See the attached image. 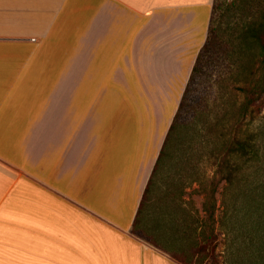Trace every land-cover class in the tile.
Returning <instances> with one entry per match:
<instances>
[{
	"label": "crops",
	"instance_id": "crops-1",
	"mask_svg": "<svg viewBox=\"0 0 264 264\" xmlns=\"http://www.w3.org/2000/svg\"><path fill=\"white\" fill-rule=\"evenodd\" d=\"M214 2L0 0V264H172L122 234L152 158L113 102L183 74Z\"/></svg>",
	"mask_w": 264,
	"mask_h": 264
},
{
	"label": "rangeland",
	"instance_id": "rangeland-1",
	"mask_svg": "<svg viewBox=\"0 0 264 264\" xmlns=\"http://www.w3.org/2000/svg\"><path fill=\"white\" fill-rule=\"evenodd\" d=\"M218 1L224 5L223 11L225 14L223 19L222 21H220L221 19L214 20L211 16L209 23L208 12L206 10L201 12L196 21L199 26L195 35L198 38L197 45L191 48L188 55L180 54V57L185 59L183 74L167 85L150 87L151 94L146 93L147 95L144 98L141 95L139 96L136 92L138 88L134 85L129 88L120 86L119 100L113 102V110L119 111L116 125L119 129L120 141L136 144L142 142L144 144L149 137L150 148L148 153L152 158L150 174H152L157 155L163 146L188 84L190 86L186 94L187 102L182 111V118L189 120L197 109L214 107V99L220 98L219 102L221 103L217 108L219 107L222 115H227L231 127L234 124L232 117L236 113L239 103L244 100L245 94L242 96L240 93L235 96L233 92L230 93L224 89V85L229 83L232 87L239 83L247 86L251 82L254 84V81L259 80V78L263 79L264 83V54H261V49H253L256 56L252 60V56L243 57L241 67L244 65V72H240V79L243 81L238 82L236 80L238 78L230 76L229 63L231 60L226 53L227 42L218 45V47L216 42L204 53L199 63V71L195 73L194 79L190 81L192 71L188 72V63L193 60L194 65L196 64L197 57L207 40L206 37L203 46L196 55L198 46L202 44L205 38V28L208 23L209 27L216 25L213 29H217L220 35L224 36L225 41L228 40V33L233 29L231 27L234 25L240 27L243 23L238 10L239 0ZM229 29L231 30L226 32ZM221 42L220 40L219 43ZM251 64L254 67L252 69L253 73L248 68ZM109 104L103 103L105 110L109 109ZM240 125H237L233 130L231 128L230 135L234 136L241 129H248V127L250 131L256 133L262 157L260 162L264 165V88L261 92L259 91L253 95L248 117L244 118L242 126ZM185 145L187 146V144ZM201 166V172L205 173L206 171V185L211 189L213 187L211 177L214 175L210 160L206 158L202 161ZM222 176L220 174L215 179L219 181L215 192V220L209 218V214L205 211L206 198L203 193L196 190L200 187V184L196 182L187 187L184 193H181V199L180 197L178 200L175 199L176 203L179 204L173 205L170 200L169 205H167L164 199L148 209L146 224L151 230L150 234L153 233L156 238H160L162 249L152 243V235L142 230L132 228L129 232H122V234L138 244L143 253L152 250L164 256L172 264H190V262L192 264H214L213 259H216L215 264H252L249 262V257L252 256L250 252H255L259 256L262 255L259 251L264 253V190L259 189L251 193L248 192L249 195H247L242 189L243 183L232 184L227 182L226 179L220 180V177L223 179ZM244 176V170H241L238 179L242 181ZM164 178L163 181L159 182L163 193L169 187L167 180L172 179L168 174H165ZM183 178L189 180V177ZM175 192L176 188L174 189ZM158 205L164 207V213L161 216L154 214L158 210ZM202 230H205L210 236L214 235L215 240L211 239L212 241L207 244V241L202 239ZM215 243H217L216 246H214ZM202 244H206L207 248L200 250ZM164 248L168 251H165ZM22 252L30 254L28 251ZM173 252L178 253L186 263L180 258L172 256ZM21 259L23 258L21 257Z\"/></svg>",
	"mask_w": 264,
	"mask_h": 264
},
{
	"label": "trees",
	"instance_id": "trees-1",
	"mask_svg": "<svg viewBox=\"0 0 264 264\" xmlns=\"http://www.w3.org/2000/svg\"><path fill=\"white\" fill-rule=\"evenodd\" d=\"M223 6L224 5L219 3L218 0L215 1L212 19H221L220 21H222L225 14ZM238 10L243 23L240 27L237 25L231 27L233 28L232 31H230L231 29L226 31H230L228 33V40L225 41L224 36L220 35L217 29L214 30L216 25L209 27L206 43L197 57L190 81L194 79L195 73L199 71V63L204 53L207 52L212 45H215L216 42L218 43L217 47L220 44L228 43L226 53L231 60L229 63L230 76L238 78L236 79L238 82L243 81L240 79V72H244V65L241 67V60L243 57L252 56L251 60L252 58L254 59L256 53H254L253 49L255 48H260L261 54H264V0H239ZM220 40L222 41L221 43H219ZM248 68L251 73H253L252 69L254 67L252 64ZM189 86L190 84H188L179 109L170 125L163 146L158 154L135 219L134 230H142L150 234L151 230L148 224H146L148 209L157 205L164 199L167 205H169L168 202H170V200L171 203L173 202V205L179 204L178 202L176 203L175 199L177 198L178 200V198L182 196L181 193H184L187 187L192 186L196 182L200 184V187L196 190L203 193L206 198L204 209L209 214V218L215 220V192L217 190V182H219L215 179L220 174L223 175V179L220 177V180L226 179L227 182L232 184L243 183L242 189L247 195L255 190H264V165L260 162L262 157L260 148L258 147V139L256 138L257 134L250 131L248 127V129H241L234 136L232 134L230 135L231 128L233 130L239 124L242 126L243 119L248 117L253 95L257 94L259 91L261 92L264 88L263 79L261 80V78H259V80L254 81V84L251 82L247 86L239 83L232 87H230L231 85H229V83L224 85V89L230 93L233 92L235 96L240 93L242 96L245 94L244 100L239 103L237 111L232 117L234 124H232L231 127L229 126L230 122H228L229 118L227 115H222L219 111V107L217 108L221 103L219 102L220 98L214 99V107L197 109L191 119H183L182 111L186 106V94L189 90ZM232 104L234 105V103ZM247 125H249V123H247ZM185 144H187V146ZM206 158L210 160L213 168L214 176L211 177V184H213V187H211V189L206 185V171L205 173L201 172V163ZM241 170H244L245 173L242 181L238 179V174ZM165 174L170 175L172 179H169V181L167 180L169 187L167 191L163 193L159 182L165 179ZM183 177H189V180ZM175 188L176 192L174 193ZM157 208L158 210L154 214L161 216L164 213V207L158 205ZM150 235H152V243L161 248L160 245L162 242H160V238H156V235L153 233ZM201 235L202 239L207 241V244L210 243L209 241L215 240V236H210L205 230L201 231ZM216 244L217 243H215L214 246H216ZM206 246V244H202L199 249L204 250L207 248ZM165 251L168 250L165 249ZM250 253L252 254V256L249 257L250 263L264 264V253H262V251H259V253L262 254L261 256L256 255L255 252ZM172 256L180 259L182 258L176 252H173ZM261 258L263 259L262 261L260 260ZM181 260L184 261L183 259ZM215 261L216 259H213L214 264ZM190 264H192V262H190Z\"/></svg>",
	"mask_w": 264,
	"mask_h": 264
},
{
	"label": "water",
	"instance_id": "water-1",
	"mask_svg": "<svg viewBox=\"0 0 264 264\" xmlns=\"http://www.w3.org/2000/svg\"><path fill=\"white\" fill-rule=\"evenodd\" d=\"M162 148V147H161Z\"/></svg>",
	"mask_w": 264,
	"mask_h": 264
}]
</instances>
